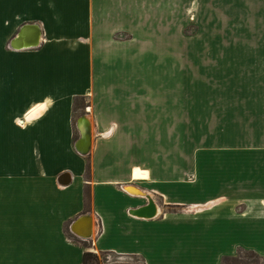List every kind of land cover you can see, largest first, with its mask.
Wrapping results in <instances>:
<instances>
[{"label":"crops","instance_id":"1","mask_svg":"<svg viewBox=\"0 0 264 264\" xmlns=\"http://www.w3.org/2000/svg\"><path fill=\"white\" fill-rule=\"evenodd\" d=\"M143 6L0 0V264H81L86 251L111 264L264 263V0H188L189 61L210 78L188 96L189 119H205L188 132L204 136L182 179L174 143L148 160L140 107L123 126L90 115L96 47L122 29L113 22L140 24ZM81 117L95 134L86 155ZM149 200L153 218L132 214ZM211 248L210 260L180 255Z\"/></svg>","mask_w":264,"mask_h":264},{"label":"rangeland","instance_id":"2","mask_svg":"<svg viewBox=\"0 0 264 264\" xmlns=\"http://www.w3.org/2000/svg\"><path fill=\"white\" fill-rule=\"evenodd\" d=\"M114 1L118 0H112ZM141 1L144 6L146 4L148 10L156 8L159 17H153L151 11L145 12L143 6L140 24L135 21L134 16L124 23L113 22L122 25V29L113 34L111 44L103 42L95 51L100 67L93 72L94 99L90 105L94 107L90 115L100 116L105 123L115 121L117 126H123L124 123L135 121L127 116L130 111L140 107L143 117L147 118L142 122H147L148 127V135L144 136L148 142V160L156 150L166 157L167 152L171 153L174 143V152H179L182 179L187 177L190 152L204 136L188 132L189 125L202 128L205 122V119L198 116L189 119L188 96L191 89L198 90L193 85L197 84V80H205L210 76L209 73L195 70L189 61V37L198 35L199 32L193 22L189 25V18L191 20L193 17L188 13V0ZM260 78L264 79V72ZM196 93L198 94V91ZM117 106L121 108L120 111ZM124 113L128 115L125 116ZM211 120V123L208 121V126H213L215 120ZM136 121L141 123L140 120ZM123 132V129L119 131L115 140L121 151L125 139L130 138ZM94 138L92 130V143ZM132 141L134 143L133 138ZM140 171L136 168L134 174L137 173L138 176ZM197 251L180 255L181 258L190 260H210L218 252L217 249L211 248L200 256ZM96 255L101 264L117 261L114 256ZM247 257L243 262L233 261L228 264H264L250 255Z\"/></svg>","mask_w":264,"mask_h":264},{"label":"water","instance_id":"3","mask_svg":"<svg viewBox=\"0 0 264 264\" xmlns=\"http://www.w3.org/2000/svg\"><path fill=\"white\" fill-rule=\"evenodd\" d=\"M38 45H39V42H37L36 44L30 45V46H25L23 48H35ZM85 121H86V117H81L79 122H78V130L80 132V139L76 142V145H75L76 151L81 155H86L89 153V151L84 153L80 149L81 146H83L86 142V136L82 131V124ZM141 210H144V211L147 210L146 211L147 213H144V214L140 213V212H142ZM141 210L133 211L132 214L134 216L145 217V218H153L156 215V207H155V204L153 203V201H151V200H149L148 204L146 206H144ZM89 237H86V239H88Z\"/></svg>","mask_w":264,"mask_h":264},{"label":"bare ground","instance_id":"4","mask_svg":"<svg viewBox=\"0 0 264 264\" xmlns=\"http://www.w3.org/2000/svg\"><path fill=\"white\" fill-rule=\"evenodd\" d=\"M39 42V41H38ZM87 123V125H88V127L87 128H85L84 127V125ZM82 131H83V133L85 134V136H86V142H85V146H84V148H80L81 149V151L82 152H84V153H86V152H88V151H90V149H91V145H92V134H91V130L89 131V124H88V121H87V119H86V121L85 122H83V124H82ZM129 188V187H128ZM130 191V190H129ZM132 191H134V193L136 192L135 190H132ZM139 192V191H138ZM137 193V192H136ZM140 193V192H139ZM135 195V194H134ZM148 202V201H147ZM133 211V210H132ZM90 220V219H89ZM91 221V220H90ZM76 228V227H75ZM78 233L79 234H81V235H83V236H85V237H89V236H91L92 235V232L89 230V231H87L86 233H80L79 231H78ZM91 238V237H90Z\"/></svg>","mask_w":264,"mask_h":264},{"label":"trees","instance_id":"5","mask_svg":"<svg viewBox=\"0 0 264 264\" xmlns=\"http://www.w3.org/2000/svg\"><path fill=\"white\" fill-rule=\"evenodd\" d=\"M81 264H101L96 254L86 251L82 256Z\"/></svg>","mask_w":264,"mask_h":264}]
</instances>
